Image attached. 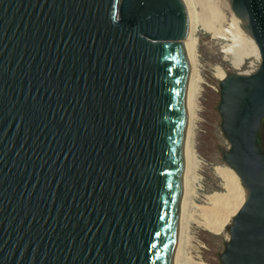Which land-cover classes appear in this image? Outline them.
Here are the masks:
<instances>
[{
    "label": "water",
    "instance_id": "95a60500",
    "mask_svg": "<svg viewBox=\"0 0 264 264\" xmlns=\"http://www.w3.org/2000/svg\"><path fill=\"white\" fill-rule=\"evenodd\" d=\"M230 7L260 64L220 82L247 191L220 259L264 264V0ZM189 29L184 0H0V264H174Z\"/></svg>",
    "mask_w": 264,
    "mask_h": 264
},
{
    "label": "rangeland",
    "instance_id": "374dc122",
    "mask_svg": "<svg viewBox=\"0 0 264 264\" xmlns=\"http://www.w3.org/2000/svg\"><path fill=\"white\" fill-rule=\"evenodd\" d=\"M185 3L188 5L187 8L191 16L190 35L197 40L196 53L200 78L198 82V120L194 138L195 152L199 159V170H197L198 181L194 185L195 193L193 192L190 197L192 204L190 203L191 206H188L189 211H192L195 208L192 206L197 204L204 207L209 206L208 196L215 192L227 191L225 182L217 171L218 167H230L224 161L222 151V149L227 150L229 148V141L223 134L221 128L222 118L217 109L221 90V79L217 75V68L221 67L226 73H232L236 70L231 60L223 52L222 43L215 40L212 32H210L212 23L214 20L220 19L219 17L224 16L226 20L230 21L233 13L230 0H186ZM198 212L200 211L198 210ZM195 217L198 221L190 220L191 244L188 248V252L190 251L188 255L195 262L221 264L220 257L230 237L229 227L234 216L231 217L221 233L212 232L204 224L201 215Z\"/></svg>",
    "mask_w": 264,
    "mask_h": 264
},
{
    "label": "bare ground",
    "instance_id": "6f19581e",
    "mask_svg": "<svg viewBox=\"0 0 264 264\" xmlns=\"http://www.w3.org/2000/svg\"><path fill=\"white\" fill-rule=\"evenodd\" d=\"M225 5L229 6L228 4ZM188 12L190 15L189 9ZM219 18L216 21L214 20L210 28L213 38L222 43L223 52L231 60L236 70L235 72L243 75L252 74L258 69L260 64V55L254 40L241 26V18L234 14V12L231 14L230 21L226 20L224 16ZM196 44L197 40L190 35L189 29L188 36L183 41L189 73L186 86V133L183 153L182 201L174 264H207L203 261L195 262L188 255L190 252H188V248L191 244L189 234L190 220L198 221L195 216L201 215L204 224L212 232L221 233L229 223L231 217L242 207L247 196V191L241 184L240 177L235 170L230 167H218L217 171L223 178L227 191L215 192L208 196L209 206L206 205L204 207L197 204L196 206H192L195 207L192 211H189L188 206L192 204L190 197L193 195L194 185L198 181L197 170H199V159L194 146L196 122L198 120V82L200 80ZM217 69V75L220 79H223L227 73L221 67Z\"/></svg>",
    "mask_w": 264,
    "mask_h": 264
},
{
    "label": "flooded vegetation",
    "instance_id": "af4514ba",
    "mask_svg": "<svg viewBox=\"0 0 264 264\" xmlns=\"http://www.w3.org/2000/svg\"><path fill=\"white\" fill-rule=\"evenodd\" d=\"M220 93H221V90H220ZM218 109H219V107H218ZM220 112V111H219ZM220 115H221V113H220ZM221 118H222V115H221ZM221 123H222V120H221ZM223 131V130H222ZM223 134H224V132H223ZM224 136L226 137V135L224 134ZM258 136H259V140H260V148L262 149V150H264V117L262 118V120H261V123H260V126H259V128H258ZM227 138V137H226ZM228 139V138H227ZM228 141H229V148L225 151V152H223V158H224V154L226 153V152H228L230 149H231V143H230V140L228 139ZM224 161L228 164V162L225 160V158H224ZM229 165V164H228ZM230 166V165H229ZM231 167V166H230Z\"/></svg>",
    "mask_w": 264,
    "mask_h": 264
},
{
    "label": "clouds",
    "instance_id": "9594fccd",
    "mask_svg": "<svg viewBox=\"0 0 264 264\" xmlns=\"http://www.w3.org/2000/svg\"><path fill=\"white\" fill-rule=\"evenodd\" d=\"M113 20L115 21L116 20V17H113Z\"/></svg>",
    "mask_w": 264,
    "mask_h": 264
}]
</instances>
